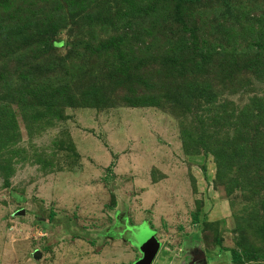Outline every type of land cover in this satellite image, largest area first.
<instances>
[{
	"label": "rangeland",
	"instance_id": "1",
	"mask_svg": "<svg viewBox=\"0 0 264 264\" xmlns=\"http://www.w3.org/2000/svg\"><path fill=\"white\" fill-rule=\"evenodd\" d=\"M148 231L153 264H264V0H0V264Z\"/></svg>",
	"mask_w": 264,
	"mask_h": 264
},
{
	"label": "water",
	"instance_id": "2",
	"mask_svg": "<svg viewBox=\"0 0 264 264\" xmlns=\"http://www.w3.org/2000/svg\"><path fill=\"white\" fill-rule=\"evenodd\" d=\"M161 248L160 242L156 238V234L148 231L145 239L140 244L142 258L136 264H153L159 250Z\"/></svg>",
	"mask_w": 264,
	"mask_h": 264
},
{
	"label": "trees",
	"instance_id": "3",
	"mask_svg": "<svg viewBox=\"0 0 264 264\" xmlns=\"http://www.w3.org/2000/svg\"><path fill=\"white\" fill-rule=\"evenodd\" d=\"M233 261L236 263L241 261V257L239 255H237L236 252L233 253Z\"/></svg>",
	"mask_w": 264,
	"mask_h": 264
}]
</instances>
